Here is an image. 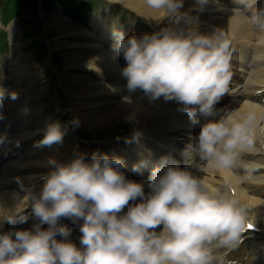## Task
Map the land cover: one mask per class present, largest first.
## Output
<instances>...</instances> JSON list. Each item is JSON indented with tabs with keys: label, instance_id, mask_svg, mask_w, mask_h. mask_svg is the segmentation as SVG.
<instances>
[{
	"label": "clouds",
	"instance_id": "9594fccd",
	"mask_svg": "<svg viewBox=\"0 0 264 264\" xmlns=\"http://www.w3.org/2000/svg\"><path fill=\"white\" fill-rule=\"evenodd\" d=\"M208 2L195 0L194 6L203 10ZM235 2L240 6L233 9L236 23L264 33V4ZM143 3L155 13L146 19L167 23L152 33L127 38L113 29V55L126 61L121 74L127 89H141L152 99L179 101L194 124L201 116H217L215 104L228 91L232 75L231 39L220 28L203 33L194 27H173L187 17L181 11L183 0ZM89 67L99 71L95 58ZM6 94L17 98L15 92L0 88V102ZM261 121L264 109L223 111L200 126L196 143L186 146L184 154H195L218 172H250L243 156L254 150ZM65 132L53 122L39 143H60ZM132 139H138L136 133ZM205 164L199 165L202 171ZM49 165L39 193L29 192L24 198L25 203L31 201L38 223L31 230L0 233V264H239L228 256L256 221L237 195L175 164L162 162L152 169L147 197L142 182L125 177V163L117 156L94 152L86 159L77 153L68 162L50 159ZM137 198L139 202L130 204ZM5 218L15 222L10 211L0 208V221ZM61 218L82 221L80 247L67 238L69 229Z\"/></svg>",
	"mask_w": 264,
	"mask_h": 264
},
{
	"label": "bare ground",
	"instance_id": "6f19581e",
	"mask_svg": "<svg viewBox=\"0 0 264 264\" xmlns=\"http://www.w3.org/2000/svg\"><path fill=\"white\" fill-rule=\"evenodd\" d=\"M121 1L124 6L132 9L138 15L144 16L145 19L149 16H155V13L144 5L143 0ZM210 2L211 1H209L207 5ZM183 3L184 7L181 11L187 12L188 15L190 11L195 8V0H183ZM196 13L198 12L194 14ZM232 15L233 12H231L229 16L226 12H221L216 17H211L219 23L218 27L198 23V27L200 28L199 31L210 33L214 29L220 28L229 38H233L232 41L236 47L241 49L248 48L251 38L250 35L245 32L247 26L241 27L236 23ZM146 21L147 23L157 22L154 19H146ZM50 24L55 29L56 37L60 35L70 37L63 42L66 46H91V44L87 43V41L91 40L87 38L90 33L84 29L71 28L69 23L62 17L52 19ZM189 24H192L189 20H182L179 25L174 26L184 28ZM64 58V65L72 68H86L90 65L93 58H95V67L99 69L97 72L100 76L106 74L107 68H111L112 70L115 68L113 61H111L108 55L103 51H98L96 56L84 55L80 51L76 53L65 51ZM253 62L254 60H251L250 63ZM25 64L26 63H18L17 66H23V70L29 72ZM243 66L245 69L238 73L236 77L237 82H242L240 85L241 91L248 93L252 99L262 101V99H264V60L257 68V73L254 78H251V68H247L246 65ZM70 73L72 74L73 72L71 71ZM21 82L25 83L26 81L22 80ZM72 82L75 83L71 85L73 93H70V97L72 99L78 97L79 100L82 101L80 105L82 108L81 110L94 107L92 110L82 111V115L88 127H113L125 121L132 120L133 124H135L133 130H139L148 134L158 133L163 137H168L173 143L175 142L177 145L181 146L179 156L183 157L186 155L184 154V149L189 145L183 142L182 133L184 131V137L187 141V135L190 131L182 124L185 120L184 115L166 107L159 99L150 98V96L146 95L141 89L129 92L126 86L127 83L124 81L112 83L108 78H105L104 81H100L97 79L78 77L72 79ZM259 91H262V93H259ZM128 98H130V100ZM253 109L264 108L255 106ZM258 136L261 138V145L260 148H254V152H258L261 149L264 150V131H259ZM158 140L164 141L162 138H158ZM70 153H72V149L68 146L57 148L56 154L49 157L48 161L50 159H55L59 162L62 156L69 155ZM253 155L258 163V167L247 173H244L245 170L243 168L234 169V172L231 173L220 172L223 174L224 181H216V183L230 185L231 188H226L225 191L237 195L241 201L248 200L250 204H261V195L264 194V156L260 152H258V156H255V154ZM171 158L175 161L178 160V158L174 156H171ZM204 162V160H201L195 155L194 162L188 171L193 170L197 172L196 177L201 178L205 175L206 171L205 169L202 171L199 165H203ZM255 166H257L256 163L252 162L249 164L250 169ZM123 172L127 179L144 182L141 180L142 178L139 177L141 173L131 167L124 168ZM260 209L264 210V203L260 205ZM254 224H259L264 233V218L262 222H255ZM252 252L251 249L242 245H239V247L233 251L234 254H237L238 260H242L246 255Z\"/></svg>",
	"mask_w": 264,
	"mask_h": 264
},
{
	"label": "rangeland",
	"instance_id": "374dc122",
	"mask_svg": "<svg viewBox=\"0 0 264 264\" xmlns=\"http://www.w3.org/2000/svg\"><path fill=\"white\" fill-rule=\"evenodd\" d=\"M50 29L53 30L52 28H50ZM10 37H11V36H10ZM12 39H13V37H12ZM1 48H3V45L0 46V49H1ZM120 125H121V124L116 125V126H115V127H116L115 129H118V130H119V129L121 128ZM113 127H114V126H113ZM113 127H111V128H113ZM93 129H96V131H97V135H98V133H99L100 130H101V128H93ZM90 135H93V134H90Z\"/></svg>",
	"mask_w": 264,
	"mask_h": 264
}]
</instances>
